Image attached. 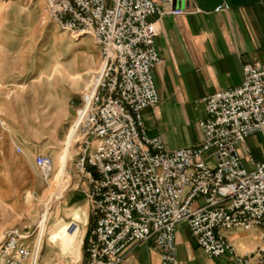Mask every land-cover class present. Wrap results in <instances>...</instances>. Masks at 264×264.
<instances>
[{
    "label": "built area",
    "instance_id": "built-area-1",
    "mask_svg": "<svg viewBox=\"0 0 264 264\" xmlns=\"http://www.w3.org/2000/svg\"><path fill=\"white\" fill-rule=\"evenodd\" d=\"M44 1L55 28L92 38L101 52V66L77 109V150L71 159L76 174L90 185L87 197L97 216L86 264H123L133 246L149 241L160 253V264H178L181 223L211 258L264 264V154L262 161L242 154L247 141L264 131V65L245 64L240 86L203 99L199 146L170 150L147 135L142 116L160 104L152 73L162 58L156 25L149 19L162 16L163 6L189 0H116L112 8L106 0ZM226 10L222 5L216 11ZM187 13L192 12L170 11ZM35 166L48 182L54 161L37 155ZM199 200L204 205L196 208ZM255 228L262 231V244L243 256L222 234ZM78 229L73 220L66 227ZM32 237L17 228L6 232L0 264H46L35 259L40 244L31 247Z\"/></svg>",
    "mask_w": 264,
    "mask_h": 264
},
{
    "label": "crops",
    "instance_id": "crops-1",
    "mask_svg": "<svg viewBox=\"0 0 264 264\" xmlns=\"http://www.w3.org/2000/svg\"><path fill=\"white\" fill-rule=\"evenodd\" d=\"M115 3L116 0H106L109 8ZM222 5L228 10L217 12ZM173 8L192 13L174 16L170 14ZM162 10V16L149 19L156 25V47L162 58L152 73L160 104L144 110L142 116L150 138H160L170 150L193 148L203 141L199 127V121L205 116L203 99L240 86L245 64L264 65V0H189L163 6ZM71 147L75 154L74 140ZM244 150L251 154L248 144ZM33 151L32 156L43 154ZM76 180L77 185H63L60 195H49L50 188L40 190L39 197L51 207L45 217L47 228H56L63 222L65 232L74 239L71 246L65 247L61 240L45 236L38 252L43 263L87 262L86 248L97 216L87 197L90 185L81 177L76 176ZM203 205L204 201L199 200L195 207ZM72 220L79 223V229L68 232L66 227ZM222 234L240 256L256 251L262 244V231L258 228ZM176 243L178 264H237L234 257L206 255L186 223L177 227ZM160 261L158 249L149 241L133 246L123 264H160Z\"/></svg>",
    "mask_w": 264,
    "mask_h": 264
},
{
    "label": "rangeland",
    "instance_id": "rangeland-1",
    "mask_svg": "<svg viewBox=\"0 0 264 264\" xmlns=\"http://www.w3.org/2000/svg\"><path fill=\"white\" fill-rule=\"evenodd\" d=\"M100 66L101 52L94 40L74 38L55 28L43 0H3L0 6V119L4 124L0 129V242L6 232L17 228L33 234L32 247L37 238L39 245L49 230L45 217L51 208L39 197L40 190L50 188L49 195H60L61 191L57 190L60 183L78 184L71 161L74 151L72 147L67 152L65 149L71 142L83 90ZM247 144L253 158L262 161L264 131L251 137ZM17 148L23 153H18ZM31 149L54 161L55 169L48 182L41 179ZM65 154L68 158L64 171L59 160ZM242 154L246 159L248 152L244 150ZM62 243L66 247V242Z\"/></svg>",
    "mask_w": 264,
    "mask_h": 264
},
{
    "label": "bare ground",
    "instance_id": "bare-ground-1",
    "mask_svg": "<svg viewBox=\"0 0 264 264\" xmlns=\"http://www.w3.org/2000/svg\"><path fill=\"white\" fill-rule=\"evenodd\" d=\"M3 3V0H0V6L2 5ZM78 124L79 123H76L75 126H74V129L72 131V135L70 137V140L71 142L67 145V149H65V151L67 152L69 150V148H71V145H72V142L73 140L76 139L77 135H76V131H77V128H78ZM67 158H68V154H65L64 156H62L59 160L60 162V166L62 169H64V167L66 166L67 164ZM65 179V177H64ZM63 179V180H64ZM62 180V181H63ZM61 184V183H60ZM58 186L57 190L58 192L59 191H63L64 188H63V185H60ZM77 231V230H76ZM42 232V231H41ZM47 235H51V238L55 241L57 240H61L62 242H66V247H69L73 244V241L74 239L71 238L70 236H68V234L65 232V223L61 222L56 228H53V229H49L47 231ZM74 236V235H73ZM78 240V239H77ZM79 243V242H78ZM76 244V243H75ZM80 246V245H79ZM73 249V248H72ZM78 249V248H77ZM76 250V248H75ZM39 256L38 254L36 253L35 255V259L38 260Z\"/></svg>",
    "mask_w": 264,
    "mask_h": 264
}]
</instances>
